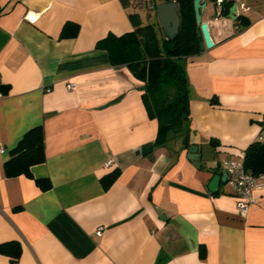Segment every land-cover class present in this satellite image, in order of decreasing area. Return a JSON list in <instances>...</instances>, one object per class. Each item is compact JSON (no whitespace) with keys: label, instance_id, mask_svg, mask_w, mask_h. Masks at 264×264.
<instances>
[{"label":"crops","instance_id":"1","mask_svg":"<svg viewBox=\"0 0 264 264\" xmlns=\"http://www.w3.org/2000/svg\"><path fill=\"white\" fill-rule=\"evenodd\" d=\"M217 1L202 15L214 46L181 59L189 145L215 149L205 172L183 136L155 146L144 82L97 48L133 31L134 1L0 0V244H20L15 264H264V191L242 216L226 182L208 189L225 160H243L264 136V0H238L246 25L218 16ZM67 23L75 37H62ZM37 126L45 162L33 178L7 177L11 151ZM0 264L13 262L0 254Z\"/></svg>","mask_w":264,"mask_h":264},{"label":"trees","instance_id":"2","mask_svg":"<svg viewBox=\"0 0 264 264\" xmlns=\"http://www.w3.org/2000/svg\"><path fill=\"white\" fill-rule=\"evenodd\" d=\"M131 1L121 0L125 7ZM216 4L217 0H209ZM175 2L180 17L178 36L173 41H166L161 28L160 36L154 25L144 24L138 11L129 13L133 31L121 36L109 34L98 42L97 48L107 51L113 66L126 65L133 75L144 82L142 102L147 116L157 122L156 147H162L171 136H183V145L188 148L190 130V101L188 82L181 59L200 54L198 27L195 22L194 0H159V3ZM234 0H222L220 15L227 17ZM241 25L248 24L245 17L236 20ZM79 27L67 23L62 37H75ZM7 88L0 87V94ZM264 129V122H261ZM45 162L44 136L41 126L27 131L17 146L11 151V158L4 164L7 177L26 176L33 178L31 167ZM245 169L254 176L264 174V140L252 142L244 151ZM117 172L105 179V187L110 186ZM41 190L51 188L47 179H35ZM0 254L11 258L13 264L21 256L18 242L0 244Z\"/></svg>","mask_w":264,"mask_h":264},{"label":"water","instance_id":"3","mask_svg":"<svg viewBox=\"0 0 264 264\" xmlns=\"http://www.w3.org/2000/svg\"><path fill=\"white\" fill-rule=\"evenodd\" d=\"M194 15L195 22L198 27L197 38L199 40L200 52L211 49L214 46L213 39L210 34V27L207 22L202 21V15L207 6V0H194ZM158 22L166 41H173L176 39L180 28V17L178 14V7L175 2L159 3L156 8ZM241 15L238 11V3L234 1L232 7L229 9L227 18L236 21ZM187 159L191 164L205 172H210V168L206 167L207 162L214 161L215 149L210 145L201 147V154L198 153V147L191 145L188 150ZM227 180L226 173L222 170L221 174H214L208 184V189L211 193H216L220 182L225 183Z\"/></svg>","mask_w":264,"mask_h":264},{"label":"built area","instance_id":"4","mask_svg":"<svg viewBox=\"0 0 264 264\" xmlns=\"http://www.w3.org/2000/svg\"><path fill=\"white\" fill-rule=\"evenodd\" d=\"M222 0L217 1V15H220V4ZM238 3V11L242 16L249 11V8L244 3ZM159 0H134L135 8L139 10L138 12H156ZM68 90H74L75 86L73 84L67 85ZM264 140V136L259 138ZM5 150L0 146V154H3ZM244 157V154H243ZM113 160H108L105 163L106 167H110ZM222 170L226 173L228 184L234 191V195L237 198L236 209L240 215L244 216L248 209L256 205L258 202L255 196L256 192L264 191V174L254 176L249 173L245 167L243 160H225L222 164ZM96 236L102 235V228L96 231Z\"/></svg>","mask_w":264,"mask_h":264},{"label":"rangeland","instance_id":"5","mask_svg":"<svg viewBox=\"0 0 264 264\" xmlns=\"http://www.w3.org/2000/svg\"><path fill=\"white\" fill-rule=\"evenodd\" d=\"M136 11H139L135 8ZM143 21H144V24H151V25H154L156 27V29L158 30V33H159V36L161 35L160 33V25H159V22H158V17H157V14L156 12H139Z\"/></svg>","mask_w":264,"mask_h":264}]
</instances>
